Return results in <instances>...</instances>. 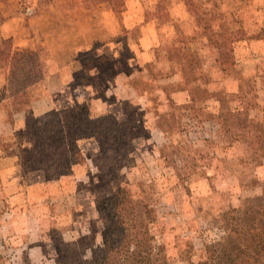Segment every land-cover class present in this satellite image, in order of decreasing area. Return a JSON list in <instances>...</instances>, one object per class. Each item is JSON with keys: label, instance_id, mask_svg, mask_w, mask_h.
I'll list each match as a JSON object with an SVG mask.
<instances>
[{"label": "rangeland", "instance_id": "rangeland-1", "mask_svg": "<svg viewBox=\"0 0 264 264\" xmlns=\"http://www.w3.org/2000/svg\"><path fill=\"white\" fill-rule=\"evenodd\" d=\"M72 1L10 0L8 6L1 3L0 41L13 35V44L19 45L21 24L50 21L47 18L56 13V4L66 8ZM225 5L236 6L238 17L247 19L246 12L251 14L254 8L258 12L264 8V0H226ZM98 22L105 41L95 52L112 69L128 67L162 81L172 77L180 65L191 64L187 70L202 78L201 81L214 84L212 91L206 92V98L209 109L216 111L235 96L233 84L226 82L230 69L237 67L238 78L252 79L254 75L248 68L254 66L260 96L257 100L264 103L262 38L248 34L229 36L224 23L219 33L210 37L208 32L197 28L182 0H121L115 11L101 13ZM49 43V57L42 66L46 76L32 87L28 102L18 107L13 116L15 123L11 127L17 130V140L28 136L33 127L49 122L55 112L63 121L89 114L87 94L83 87L74 85L69 73L72 58L68 46L56 39ZM208 45L213 47L210 58L204 56ZM41 56L44 58L45 54L41 52ZM111 73L109 70L108 74ZM3 76L4 70H0V83ZM48 76L51 79L45 81ZM48 100V107L42 106ZM200 103L191 112L202 113ZM51 105L58 110L50 111ZM251 113L261 119L264 109L260 117L254 109ZM184 119L189 127L166 135H162L157 118L148 119L147 127H142L137 137L128 138L127 144H121L118 138L120 141L124 138L115 133L78 136L79 154L65 174L46 173L36 160L16 161L20 179H16L18 173L13 172L16 170L3 171L0 264H57L56 247L64 255L65 244L71 246L74 257L85 253L88 259L90 247L100 242L105 219L96 207L95 198H101L110 185L127 187L133 198L148 201L149 196L160 220L157 228L163 231L162 235L157 232L149 239L155 263H161L167 256L169 264H185L180 261L179 249L189 243L197 250L200 242L219 239L222 232L215 220L224 213L227 218L238 216L229 210L236 209L244 197L260 192L256 185L244 187V184H251L249 178L254 183L264 182V144L242 132L230 141V135L235 133L226 125H210L207 117L189 115ZM3 130L0 123V133ZM2 136L10 142L14 138ZM4 162L0 159V166H5ZM241 167L249 171L247 179L243 173L225 172ZM234 224L248 242L259 241L258 224L241 217ZM213 264L223 262L217 259Z\"/></svg>", "mask_w": 264, "mask_h": 264}, {"label": "trees", "instance_id": "trees-1", "mask_svg": "<svg viewBox=\"0 0 264 264\" xmlns=\"http://www.w3.org/2000/svg\"><path fill=\"white\" fill-rule=\"evenodd\" d=\"M9 1L0 0V4L8 6ZM182 1L197 28L208 32L210 37L219 33L218 29L224 23L229 36L248 34L264 40V8L258 12L254 8L251 14L246 12L248 16L244 19V16L238 17L236 6L225 5L226 0H212V3L211 0ZM120 5L121 0H73L66 8L59 3L56 4V13L47 18L50 21L42 19L27 26L21 24L19 45L13 44V35L1 39L0 70H4V76L3 83H0V123L4 130L0 133V159L5 160V165L36 160L44 166L46 173L65 174L70 171L72 159L79 154L78 136L115 133L124 138L121 141L118 138L121 144H127L128 138L137 137L142 127H147L146 120L151 118L159 121L162 135L189 127L184 117L203 116L210 125L228 126L235 133L230 135V141L242 132L252 135L249 139L264 144V116L256 119L251 115L254 109L260 117L264 109V103L257 100L260 96L255 86L254 66L248 68L254 75L252 79L238 78L235 74L237 67L230 69L226 82L233 84L236 93L216 111L209 109V99L206 98V92L212 91L214 84L201 81L202 78L187 70L191 64L180 65L172 77L162 78V81L128 67L117 70L108 66L105 58L95 52L105 41L98 17L101 13L115 11ZM215 7L217 9L213 11ZM51 39L68 46L72 58L69 73L74 85L83 87L87 94L89 114L63 121L55 112L49 122L33 127L28 136L17 140V130L11 127L15 123L14 113L28 102L32 87L45 78L42 66L44 60L47 63ZM212 49L208 45L204 56L210 58ZM41 52L45 54L44 58ZM91 59L97 62L89 64L87 61ZM109 70L111 74H108ZM199 102L202 113L191 112ZM2 135H13L14 138L10 142ZM1 167L4 165L0 166V175ZM225 172L243 173L246 179L249 173L242 167ZM248 181L251 184L245 182L244 187L256 185L260 192L244 197L236 209L229 210L238 216L227 218L224 213L215 220L216 227L222 232L219 239L202 241L197 250H193L189 243L179 249L181 263L213 264L220 259L223 264H264V182L254 183L252 178ZM107 191L101 193V198H95L98 211L105 215L99 244L90 247L88 259L85 253L74 257L69 244H65L64 255L56 247L57 264H169L167 256L161 263L152 259L149 239L157 232L162 235L163 231L157 228L160 220L149 196L148 201L133 198L127 187L118 185H110ZM238 217L260 226L257 243L248 242L246 235L236 229L234 221Z\"/></svg>", "mask_w": 264, "mask_h": 264}, {"label": "crops", "instance_id": "crops-1", "mask_svg": "<svg viewBox=\"0 0 264 264\" xmlns=\"http://www.w3.org/2000/svg\"><path fill=\"white\" fill-rule=\"evenodd\" d=\"M51 79V77L50 76H48L46 79H45V81H47L48 79ZM53 80V79H52ZM44 81V82H45ZM48 87V86H47ZM48 91V90H47ZM52 91V90H51ZM47 94V96H48V94H50V91L49 92H47L46 93ZM48 104H50V102H49V100L48 101H44V104L42 105V106H44V107H48ZM50 107V111H53V110H58L56 107H53V105H51V106H49ZM18 166H19V164L17 163V162H12V163H10V164H6L4 167H3V169H2V172L3 171H5V173H7V172H9L8 170L9 169H12V170H16V171H13V172H16V173H18V176L16 175V179L17 178H19V168H18ZM16 167V168H15ZM4 173V172H3ZM20 179V178H19Z\"/></svg>", "mask_w": 264, "mask_h": 264}]
</instances>
